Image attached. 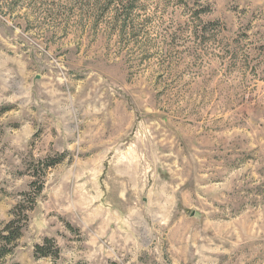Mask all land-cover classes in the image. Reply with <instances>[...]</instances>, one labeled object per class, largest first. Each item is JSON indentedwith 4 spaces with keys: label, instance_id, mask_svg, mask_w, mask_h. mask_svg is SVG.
I'll return each instance as SVG.
<instances>
[{
    "label": "rangeland",
    "instance_id": "1",
    "mask_svg": "<svg viewBox=\"0 0 264 264\" xmlns=\"http://www.w3.org/2000/svg\"><path fill=\"white\" fill-rule=\"evenodd\" d=\"M128 1L0 0V264H264V0Z\"/></svg>",
    "mask_w": 264,
    "mask_h": 264
},
{
    "label": "trees",
    "instance_id": "2",
    "mask_svg": "<svg viewBox=\"0 0 264 264\" xmlns=\"http://www.w3.org/2000/svg\"><path fill=\"white\" fill-rule=\"evenodd\" d=\"M128 5L124 6V12L127 17H125V23L128 22V16L132 12L136 0H129ZM53 162V161H52ZM57 161L53 162L55 165ZM41 190V188H39ZM23 206H19L16 209L15 217L12 221H10L1 231H0V261H2L8 254L13 251L14 244L21 237V233L23 228L28 220V215H23V210L21 209ZM50 248V249H48ZM54 250V253H50L49 250ZM36 254L42 255L44 257L47 256H55L58 257L60 254V250L57 247L56 243L52 239H46L43 245H38L36 247Z\"/></svg>",
    "mask_w": 264,
    "mask_h": 264
}]
</instances>
